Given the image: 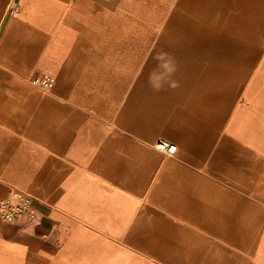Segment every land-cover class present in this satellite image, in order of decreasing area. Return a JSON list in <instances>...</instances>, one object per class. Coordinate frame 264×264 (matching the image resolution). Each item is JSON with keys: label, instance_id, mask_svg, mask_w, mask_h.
Listing matches in <instances>:
<instances>
[{"label": "crops", "instance_id": "obj_1", "mask_svg": "<svg viewBox=\"0 0 264 264\" xmlns=\"http://www.w3.org/2000/svg\"><path fill=\"white\" fill-rule=\"evenodd\" d=\"M10 190L0 264H264V0H0Z\"/></svg>", "mask_w": 264, "mask_h": 264}, {"label": "built area", "instance_id": "obj_2", "mask_svg": "<svg viewBox=\"0 0 264 264\" xmlns=\"http://www.w3.org/2000/svg\"><path fill=\"white\" fill-rule=\"evenodd\" d=\"M35 82L43 84L47 88H49L51 84V80L47 79H37ZM153 147L156 151L166 156H172L174 153V146L165 139H158ZM32 211L31 198L20 191L10 190L5 198L0 199V220L2 222H18L29 214H32Z\"/></svg>", "mask_w": 264, "mask_h": 264}, {"label": "rangeland", "instance_id": "obj_3", "mask_svg": "<svg viewBox=\"0 0 264 264\" xmlns=\"http://www.w3.org/2000/svg\"><path fill=\"white\" fill-rule=\"evenodd\" d=\"M224 6H227L224 2ZM229 6V5H228ZM222 14V26H215L213 25L215 23V19L219 17L220 12H214V11H208L206 13V22L208 24L212 25H207L206 27H191V34L192 35H199V34H207L208 36L210 35H222L224 36H229L231 33V28H230V16L231 12L230 10H223L221 12ZM194 45V44H192ZM208 45H215V44H208ZM192 50H194L192 48Z\"/></svg>", "mask_w": 264, "mask_h": 264}]
</instances>
